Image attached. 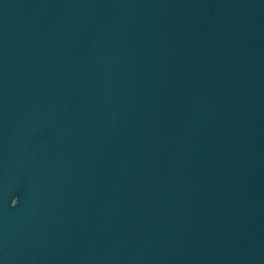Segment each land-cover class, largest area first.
Here are the masks:
<instances>
[{
	"label": "water",
	"instance_id": "water-1",
	"mask_svg": "<svg viewBox=\"0 0 264 264\" xmlns=\"http://www.w3.org/2000/svg\"><path fill=\"white\" fill-rule=\"evenodd\" d=\"M0 264H264V0H0Z\"/></svg>",
	"mask_w": 264,
	"mask_h": 264
}]
</instances>
